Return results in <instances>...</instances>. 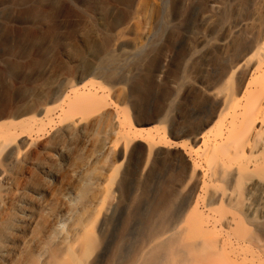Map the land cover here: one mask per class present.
Here are the masks:
<instances>
[{
  "label": "rangeland",
  "instance_id": "374dc122",
  "mask_svg": "<svg viewBox=\"0 0 264 264\" xmlns=\"http://www.w3.org/2000/svg\"><path fill=\"white\" fill-rule=\"evenodd\" d=\"M211 1L0 0V264L10 254L21 263L28 216L38 217L33 236L43 235V200L58 210L70 170L103 146L82 184L101 211L78 253L57 264H195L201 254L208 264H264V219L240 215L233 247L222 246L235 211L201 193L193 143L220 109L201 83L220 84L261 40L264 0H217L205 24ZM255 15L228 48H201L202 35L217 41ZM58 96L66 99L55 108Z\"/></svg>",
  "mask_w": 264,
  "mask_h": 264
},
{
  "label": "bare ground",
  "instance_id": "6f19581e",
  "mask_svg": "<svg viewBox=\"0 0 264 264\" xmlns=\"http://www.w3.org/2000/svg\"><path fill=\"white\" fill-rule=\"evenodd\" d=\"M209 8L208 14L203 18L205 24L211 23L213 14L221 9V4L213 0L209 3ZM256 24L255 15L231 27L230 34L217 41L202 35L201 48L204 49L214 42L217 47L224 50L231 45L233 36ZM262 34L261 40L234 63L220 84L206 88L201 83L202 92L218 100L220 109L214 124L205 125L201 135L198 134L193 140L195 145L201 144V179L195 178L197 184L201 181V193H211L216 204L227 203L235 211L223 221V227L229 236L222 241L223 247H233L230 237L239 230L240 215L256 222L264 219V31ZM242 75L246 78L240 81ZM88 82L83 86L86 87ZM65 99V97L57 98L53 102L55 104L53 107L57 108L58 105L60 107L59 102L64 103ZM51 110L52 107L51 109L49 107L44 112H40L39 116H48ZM125 115V119L133 124L131 113L127 111ZM138 124L143 128L150 125ZM217 129L218 135L215 134ZM103 150H105L104 146L87 165L70 170L72 185L68 184L69 186L61 192L58 198L60 203L58 210L51 211L48 202L43 200L41 208L49 215L48 227L43 235L33 236L38 217L36 214L27 215L29 218H27L25 234L17 250L24 255L20 264H57L58 260L69 252H73L74 255L78 253L81 236L87 227L95 223V217H98L101 211L95 200L91 198L92 200L86 201L85 188H82V184L84 186L87 181L88 169L98 165L103 157ZM196 171L197 167L194 171L195 175ZM195 178L191 177V181ZM4 179L6 180L3 177L1 181L4 182ZM92 185V189L97 190L101 183L94 182ZM223 185L226 189L221 188ZM5 191L3 189L1 193ZM180 221L181 218L178 223ZM162 236H166V233ZM52 238H54L52 245L59 248V252H56V249L54 251L53 246L49 247ZM210 244L205 243V247L206 245L210 247L212 245ZM12 257L13 255L10 254L5 264H9ZM200 258L195 259V264H208V255L201 254Z\"/></svg>",
  "mask_w": 264,
  "mask_h": 264
}]
</instances>
